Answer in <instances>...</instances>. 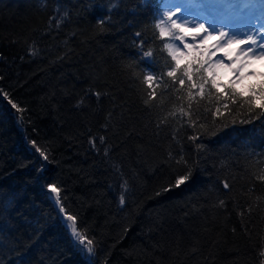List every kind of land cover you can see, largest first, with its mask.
Here are the masks:
<instances>
[{
  "label": "trees",
  "instance_id": "16d2710c",
  "mask_svg": "<svg viewBox=\"0 0 264 264\" xmlns=\"http://www.w3.org/2000/svg\"><path fill=\"white\" fill-rule=\"evenodd\" d=\"M162 15L0 0V264H264V79L218 95L206 56L172 59Z\"/></svg>",
  "mask_w": 264,
  "mask_h": 264
},
{
  "label": "rangeland",
  "instance_id": "374dc122",
  "mask_svg": "<svg viewBox=\"0 0 264 264\" xmlns=\"http://www.w3.org/2000/svg\"><path fill=\"white\" fill-rule=\"evenodd\" d=\"M168 2L182 4L183 12L190 14L186 17L188 20L203 17L198 19L197 23L207 21L217 28L215 32L210 29L209 36V33L201 32L195 24H184L183 20H177V23L183 24L184 31L173 29L170 22L161 24L172 38L168 47L170 52L177 56L176 60L186 62L191 57L206 56L207 66L215 74L214 78L220 86L224 81L231 80L239 87H248L251 83L264 79V58H262L264 53L259 50L248 52L250 45L237 43L247 40L248 35H252L253 31H264L260 28V25L264 24V0H168ZM165 10L163 7V12ZM171 10L175 11V8ZM229 29L235 33L247 32L248 35L240 34L232 37L237 42L231 44L228 43V37L223 40L217 39L220 31L228 32ZM196 33H199V36L193 38ZM181 36L185 39H178ZM253 38L258 39L256 36ZM258 43H264V38H259ZM185 44L191 47L185 48ZM213 44L217 47L213 48ZM220 60L228 67H217V62Z\"/></svg>",
  "mask_w": 264,
  "mask_h": 264
},
{
  "label": "snow or ice",
  "instance_id": "6c2138e0",
  "mask_svg": "<svg viewBox=\"0 0 264 264\" xmlns=\"http://www.w3.org/2000/svg\"><path fill=\"white\" fill-rule=\"evenodd\" d=\"M162 3H163L164 9H166V10L163 12V15H162L160 21L156 24V27L160 31L161 38H165V37L169 36V33L166 32L163 27H161V24H164V23L170 22V24H171L173 29L184 31L183 24L177 23V20H183L184 24H188V23L195 24L196 26H198L201 29V32L209 33V36L211 35V33L209 32L210 29H211L212 32L217 31V28L214 26L213 23H208L207 21L205 23H197V20L198 19H203V17H195L192 20H188L186 17H187V15H190V14L183 12V5L182 4H180V3L170 4L168 2V0H162ZM173 7L175 8V11L171 10V8H173ZM165 17L167 19H164ZM222 27H223V25H222ZM260 28L264 29V24H261ZM240 34L248 35L247 32L235 33V32H232L231 29H229L228 32L220 31L219 32V36L217 37V39L218 40H223L224 38L228 37L229 38L228 43L231 44L233 42H237L234 39H232V37H235L236 35H240ZM196 36H199V33H196L193 38H195ZM253 36H256L258 39L259 38H264V31H260V32L253 31L252 35H248V39L247 40L238 41L237 43L250 45V47L248 48V52H253V51L259 50L262 53H264V43H258V39H254ZM173 38L176 39L175 37H173ZM207 38L208 37H205V39H207ZM178 39L183 40V39H185V37L181 36ZM165 47H168V45L166 44ZM184 47L185 48H189L191 46L188 45V44H185ZM212 47L216 48L217 45L213 44ZM170 54L172 55V59L173 60L177 59V56L175 54H173V53H170ZM225 54H227V53H225ZM151 55H152L151 52H145L144 53V58H149V57H151ZM262 58H264V56H262ZM216 66L220 67V68L228 67V65L224 64L222 62V60L218 61ZM175 71H176V69H172L171 71H169L167 73V75L169 77H173ZM205 71H208L211 76L215 75L211 71V68L205 69ZM234 71H238V69H234ZM185 75L188 77L189 81L192 80V76L190 75L189 72L186 71ZM145 80L148 81V82H151L153 80V76L147 75V76H145ZM206 82L207 81H205V83ZM211 83H212V87L217 89L218 95H225L226 94L224 92H220L219 87L217 85V80L216 79H212ZM180 84L183 85L184 84V80H180ZM233 84H235V81H232L230 84L224 85V88H226V89L232 88ZM196 87H197V85L195 83H193L192 84V88H196ZM199 88L201 89L200 94L203 95L204 84H200ZM248 88L250 90V93L252 95H255V86L248 85ZM259 92H260V96L262 98V102L259 104V107L261 109H264V83H261V85L259 87ZM232 94L233 95L237 94L236 90L234 88H232ZM3 95H5V98H7V94L6 93H4ZM155 95H156L155 92L150 93L149 94V99L144 101L145 104H148L149 100L154 98ZM241 95H242V93H241ZM191 96H192V93L189 92V97L191 98ZM249 102L251 103V100ZM9 103H11L12 107L17 109V111H21V109L18 108L17 104L13 103L11 100H9ZM225 107H227V106H225ZM181 111H183V110L181 109ZM217 112H219V110H217ZM249 122L250 121H243V120L240 121V123H249ZM232 123L235 124L236 121L234 120V121H232ZM224 127L226 128V127H228V125L225 124ZM213 135H215V133H213ZM101 139H103V138H101ZM33 146H35V142H33ZM36 152L39 153L40 158H42L44 161L48 160V156L46 155V153L44 151H42L39 147H36ZM188 179H189V175H187V174L183 175V176H178L177 179H176V185L179 186V185L183 184L185 181H187ZM260 179L264 180V176L260 177ZM224 187L228 188L229 186H228V184H225ZM47 188L49 189L50 194L55 196V204L57 206H60L61 205V199H60V195L59 194H60L61 190L58 187H56V186H54L52 184L47 185ZM120 203H121V205H123L125 203V200H124L123 196H121V198H120ZM59 212L64 214L65 224H66V227L68 229H70L71 236L74 238V240H78L79 241V245L80 246L86 247L88 254L91 255L93 253V251H94L93 248L90 247V245L92 244V241L88 240L87 244H85L84 235H82L80 232L77 231L76 217L73 216V215L67 214V212H66V210H65V208L63 206L59 207Z\"/></svg>",
  "mask_w": 264,
  "mask_h": 264
}]
</instances>
